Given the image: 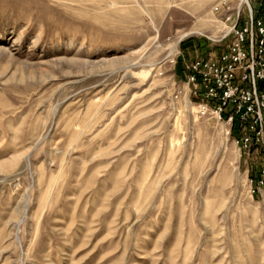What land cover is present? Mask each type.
<instances>
[{"label": "rangeland", "instance_id": "rangeland-1", "mask_svg": "<svg viewBox=\"0 0 264 264\" xmlns=\"http://www.w3.org/2000/svg\"><path fill=\"white\" fill-rule=\"evenodd\" d=\"M218 1L0 0V264H264L262 162L185 84Z\"/></svg>", "mask_w": 264, "mask_h": 264}, {"label": "built area", "instance_id": "built-area-1", "mask_svg": "<svg viewBox=\"0 0 264 264\" xmlns=\"http://www.w3.org/2000/svg\"><path fill=\"white\" fill-rule=\"evenodd\" d=\"M212 11L225 25L222 46L185 65L188 95L225 125L246 159L262 162L250 182L264 200V0H219Z\"/></svg>", "mask_w": 264, "mask_h": 264}, {"label": "trees", "instance_id": "trees-1", "mask_svg": "<svg viewBox=\"0 0 264 264\" xmlns=\"http://www.w3.org/2000/svg\"><path fill=\"white\" fill-rule=\"evenodd\" d=\"M182 48H184V46L182 45Z\"/></svg>", "mask_w": 264, "mask_h": 264}]
</instances>
